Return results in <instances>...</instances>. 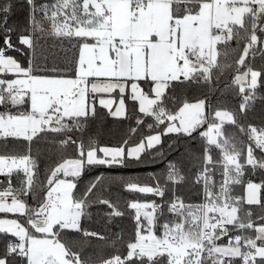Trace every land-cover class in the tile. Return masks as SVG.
I'll use <instances>...</instances> for the list:
<instances>
[{
  "label": "snow or ice",
  "instance_id": "obj_1",
  "mask_svg": "<svg viewBox=\"0 0 264 264\" xmlns=\"http://www.w3.org/2000/svg\"><path fill=\"white\" fill-rule=\"evenodd\" d=\"M26 4L27 23L19 31L9 24L12 5H0V148L7 150L9 140L26 142L23 154H0V213L14 217L0 218V234L16 238L0 252V264H264V182L248 180L244 195L234 194L236 186L245 184L249 167L264 170V127H245L238 119L264 84V69L246 63L264 44V0ZM45 37L60 42L63 66L36 63L37 44ZM11 51L27 55V66ZM259 51L264 55V48ZM193 84L212 93L233 89L241 97L238 112L213 109L207 95L194 102L177 97L178 88ZM126 100L138 112L129 132L135 135L146 127L148 134L134 143L130 135L116 146H100L92 136L84 139L97 117V103L122 118L127 117ZM226 125L247 141L226 132ZM194 133L202 152L194 158L191 183L201 202L186 203L177 195L188 177L169 162L165 173L150 177L152 183L120 178L124 190L160 198L127 202L134 232L123 253L117 247L123 241L120 233L109 240L83 227L93 204L109 209L108 223L125 215L118 203L96 195L100 177L78 191L86 169L126 167L143 163L146 156L154 162L164 156V137L195 138ZM39 140L58 145L62 153L74 146V155H63L46 168L43 180L37 179L39 166L31 154L32 143ZM244 205L261 208L259 223ZM69 234L76 237L71 243ZM93 238L116 252L82 258ZM74 243L81 245L79 250Z\"/></svg>",
  "mask_w": 264,
  "mask_h": 264
},
{
  "label": "trees",
  "instance_id": "obj_2",
  "mask_svg": "<svg viewBox=\"0 0 264 264\" xmlns=\"http://www.w3.org/2000/svg\"><path fill=\"white\" fill-rule=\"evenodd\" d=\"M37 2H43V0H37ZM51 2V0H48ZM11 4L12 10L9 14V24L17 26L18 31L23 29V26L27 23L28 5L26 0H0V5ZM259 35V33H258ZM12 40L15 44H18L17 36L14 33ZM233 48L236 47V42H230ZM2 44V40H0ZM24 48L27 53L26 46H20ZM242 47V46H241ZM260 48H264L262 44L257 45V51L253 57L251 54L247 58L246 63L250 64L254 70L264 69V55L259 51ZM8 54L17 58L22 65L27 66L28 56L21 54L20 52L11 51ZM239 53L232 54L229 60L237 58ZM45 57L47 59H45ZM65 62V54L60 48V42L52 37L41 38L37 44V60L36 63L43 66L47 65L52 67L53 64L63 66ZM224 79H229L225 77ZM224 80L222 79L220 88H223ZM178 98H187L189 102L196 99L204 98L207 95L211 102L213 109L221 108L238 112L239 103L241 97L236 94L233 89H228L224 92L216 91L215 93L208 92L204 86L190 85L188 87L178 88L176 91ZM127 105V117L117 118L108 114L106 109L97 105V117L94 120H90L87 130L84 134V139L87 140L88 136H92L97 140L100 146H116L122 143V141L128 138L131 133L129 129L136 127L135 117L138 112L134 110V105L131 101L126 100ZM3 109H0L2 111ZM142 115V114H139ZM240 122L247 127L251 124L257 128L264 127V84L258 86L256 90V99L252 101L251 107L247 110L246 114H238ZM147 123H151V118H147ZM226 132L235 133L240 140L247 141V136L240 133L232 125L225 126ZM149 130L146 127H141L135 135H131V142L134 143L142 134H148ZM195 138H189L186 136L177 137L175 134H170L163 138L164 141V156L156 157L153 162L151 156H146L143 163L131 162L126 167L121 166H95L85 170L84 174L78 181V191H82L85 186L100 177L99 187L96 195L103 198H108L114 203H118L121 210L125 211V215L122 217H116L111 223H108L105 213L109 209L104 205L93 204L89 209V215L82 221L84 228L90 231L100 232L101 234L109 237V240L114 238V234L120 233L123 236V241L117 246L119 251L123 253L125 251L124 244L132 238L134 232V221L132 219V211L127 209V202L133 199L140 201H160L159 197L151 195L131 193L124 190L121 187L120 178L124 180L133 179L138 180L141 183H152L150 177L155 175H161L165 173L168 167V163L172 162L181 168L184 174L188 177V182L179 186L177 195L183 197L185 201H197L200 196L197 195L199 191L198 187L193 186L191 183L192 176L196 172V168L193 167L195 163V157L202 152V141L197 134H193ZM79 136V133H77ZM49 140L51 137L48 138ZM3 142L0 141V144ZM9 148L4 150L0 148V154H23L26 142L9 140ZM172 144L171 149L168 145ZM74 146H69L65 153H62L58 145L48 143L46 140L34 141L32 143V156L37 160L39 166L38 180L44 179V171L46 168L52 167L55 163H58L63 155H74ZM213 157L218 158V152L213 151ZM153 156L155 153L152 154ZM259 155V153H257ZM3 179V177H0ZM248 180L256 183L264 182V170L256 169L254 172L249 167L244 176L245 184ZM16 181L14 180V183ZM244 184V185H245ZM244 185L237 186L236 191L243 195ZM168 196L171 193L167 194ZM262 199H264V189H262ZM167 198V197H166ZM95 199V197H92ZM29 203H32L29 200ZM245 208H250L253 212V219L258 221V216L262 213L259 206L244 205ZM66 239L68 242H73L76 237L73 234H69ZM16 238L10 234L5 236L0 234V252H2L9 241H15ZM81 245L74 243V250H79ZM116 252V249L109 247L105 241H100L95 238L91 240V243L84 248L82 258L85 257H97V256H110Z\"/></svg>",
  "mask_w": 264,
  "mask_h": 264
},
{
  "label": "rangeland",
  "instance_id": "obj_3",
  "mask_svg": "<svg viewBox=\"0 0 264 264\" xmlns=\"http://www.w3.org/2000/svg\"><path fill=\"white\" fill-rule=\"evenodd\" d=\"M262 46H264V44H262ZM115 95V94H114ZM192 102H194V101H192ZM97 105H99L98 103H97ZM115 106L116 105H114L113 106V110L115 109ZM253 182V181H252ZM256 183V182H255ZM246 187V184L244 185V187H243V195H244V188ZM0 218H14L13 217V214H3V213H0Z\"/></svg>",
  "mask_w": 264,
  "mask_h": 264
},
{
  "label": "built area",
  "instance_id": "obj_4",
  "mask_svg": "<svg viewBox=\"0 0 264 264\" xmlns=\"http://www.w3.org/2000/svg\"><path fill=\"white\" fill-rule=\"evenodd\" d=\"M217 179H219V176H217ZM237 187V186H236ZM236 187H235V190H234V194L235 195H241V193H239V192H237L236 191ZM186 203H199V202H201V197H200V199L199 200H197V201H185ZM226 242V241H225Z\"/></svg>",
  "mask_w": 264,
  "mask_h": 264
}]
</instances>
